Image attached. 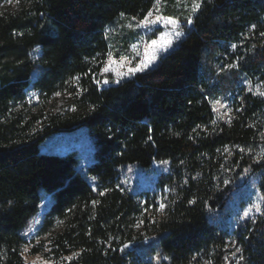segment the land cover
<instances>
[{
  "label": "trees",
  "instance_id": "trees-1",
  "mask_svg": "<svg viewBox=\"0 0 264 264\" xmlns=\"http://www.w3.org/2000/svg\"><path fill=\"white\" fill-rule=\"evenodd\" d=\"M11 1L15 8L0 11V264H29L24 228L47 196L38 231H53L50 253L58 264L151 263L145 257L153 244L126 250L135 203L113 186L124 168L147 170L156 161L169 163L167 183L175 190L153 235L166 264L202 257L225 263L230 211L241 205L239 185L251 176L263 203L256 220L244 222L252 231L243 247L250 264H264V127L257 120L264 99L237 94L230 122L212 107L216 96L238 92L241 74L254 80L264 72L257 38L246 41L239 67L220 80L214 66L252 25L264 32V0H204L156 66L108 87L97 83L109 52L106 28L143 19L156 0ZM56 93L66 96L58 111L49 109ZM82 128L93 140L87 175L98 190L73 153L41 152L50 136Z\"/></svg>",
  "mask_w": 264,
  "mask_h": 264
},
{
  "label": "rangeland",
  "instance_id": "rangeland-1",
  "mask_svg": "<svg viewBox=\"0 0 264 264\" xmlns=\"http://www.w3.org/2000/svg\"><path fill=\"white\" fill-rule=\"evenodd\" d=\"M192 3L193 0H160L158 12L156 7H152L153 9L151 11L153 12V15L150 19H155L158 14L164 17L176 18L179 20L184 34L179 38H174L173 36L168 35L166 38L172 40V43L170 45H165L167 48L166 51H160L157 49L156 59L149 69L156 66L159 58L167 54L175 44L179 43L185 36L187 28L191 27V25L186 24L185 18L191 14ZM15 6L16 3L14 1H4L0 4V11L13 9ZM143 19L121 18L106 28L109 52L102 69L108 67L110 71L108 73L101 71L99 86L108 87L112 84L116 85L124 80L133 78L136 74L140 73L138 72L127 76L123 75V73L127 72L128 67H135L140 60L147 59L152 55V40H158L161 33L171 32L170 27L165 28L163 25H156L148 28L141 27L139 21ZM250 28H248V30ZM254 38L264 42V37H261L260 33H257V29H252L243 36L242 41L239 43L227 44V50H223L224 52L219 56L216 55L217 58L214 66L218 69L217 78H219V80L225 72L236 69H227L226 65L239 61L241 58L240 54H243L246 50V41L253 40ZM233 44L237 45L236 49L231 47ZM109 54H111V56ZM221 68H224L225 70L221 72ZM105 79L108 80V83L106 84L104 83ZM239 80L241 81L240 87L236 94H220L212 100V107L217 118L226 121L229 120V118H232L239 100L237 94L252 93L264 99V96L259 95L260 92H264V72L259 74L254 80H250L246 75L241 74ZM249 89H251V91H249ZM59 94L60 95H56L53 100H50L49 109L58 111L66 106V96L62 93ZM29 95L33 96L34 93H30ZM32 98L33 99L31 100H34V96ZM217 99L221 101V104H226L227 107H222L221 105H215L214 107L213 102ZM35 101L36 100L31 102ZM229 108L231 109V112L228 111ZM257 120H261V125L264 127V117L258 118ZM93 149V140L84 128L73 132L54 134L47 138L41 145V152L44 153H56L60 155L73 153L77 158V170L86 176L93 189L98 190L97 180L87 175V167L94 160ZM169 171L170 166L166 161H156L147 170L139 169L135 166H128L118 173L119 175L113 186L116 190L120 191L121 194L130 195L135 203L136 211H134L129 222L126 224L129 233L128 237H130L125 246L127 248L126 250L153 244V248L151 249L154 254L145 257V261L151 262L149 264H166V259L160 256L154 247L156 242L153 235L156 230L155 222L165 215V209L168 208L172 197L175 195V190L172 188V185L167 183L169 175L171 174ZM161 177L163 180H161ZM255 180L256 178L251 176L245 181V183H240L239 190L242 191L241 194L243 195L241 205L234 207V209L230 211L232 213V218L228 220L230 234L228 237L227 234L225 236L222 252L226 264H236V261L241 255L244 257V260L240 261V264H250L248 259L245 258L243 238H247V235L252 231V228L249 231L244 222L246 219L256 220L255 218H257L261 210L257 212L255 208H253L248 217L244 216V212L257 203V201L260 202V208H262L261 206L263 203L259 192L256 191ZM226 181L227 179L223 182L224 184L220 189L222 193H227ZM103 192L106 191L103 190ZM49 201L50 199L48 196L44 198L43 202H41L42 204L39 212L30 219L26 228H24V235L29 244L24 248L22 255L25 261L29 264H58L59 262V260H56L50 253L49 239L53 231L45 234H40L38 231V227H40L42 222V215H44L49 205ZM161 203L166 205L162 210L159 207ZM138 222L141 223H139V227H136L135 225ZM240 226H242V228L239 230ZM56 230L58 229L55 228V231ZM236 247H240L242 251L237 253L236 256H233L232 253L235 251ZM32 248H39L40 252L32 254ZM212 262L213 260H208L207 258L202 257L200 262L196 264H212Z\"/></svg>",
  "mask_w": 264,
  "mask_h": 264
},
{
  "label": "snow or ice",
  "instance_id": "snow-or-ice-1",
  "mask_svg": "<svg viewBox=\"0 0 264 264\" xmlns=\"http://www.w3.org/2000/svg\"><path fill=\"white\" fill-rule=\"evenodd\" d=\"M9 2H11V0H9ZM17 3H19V0H16ZM204 0H193V3L191 4V14H189L186 18V24L187 25H192L193 24V15L197 13L200 9L201 6L203 4ZM159 3L160 0H156V5L154 7H156L157 12L159 11ZM153 12L149 11L147 13V15L144 17L143 20L139 21V25L141 27L144 28H148V27H153L156 25H163L165 28H171V32L170 33H161L160 38L158 40H152L151 41V47H152V55L150 57H148L147 59H142L139 61V63L135 66V67H128L127 72L123 73V75L127 76V75H133L135 73L138 72H144L146 70L149 69V67L153 64L154 60L156 59V51L157 49L160 51H166L167 48L165 47V45H170L172 43V40H168L166 37L168 35L173 36L174 38H179L180 36H182L183 33V28L179 22L178 19L176 18H172V17H164L162 15H156L155 19H150V17H152ZM135 19V18H133ZM256 25H252L251 28L249 29L250 31L252 29H255ZM261 37H264V32L260 33ZM233 49H236L237 45L233 44L231 46ZM111 56V54H109ZM239 67V61H237L236 63H230L228 65H226L227 69H232V68H238ZM225 69L221 68L220 71L223 72ZM102 71L104 73H108L110 71V69L108 67H104L102 69ZM76 79H79V77H77ZM119 82V81H117ZM97 83H99V81H97ZM104 83H108V80L105 79ZM249 91H251V89H249ZM56 95H60L59 93H56ZM259 95L264 96V92H260ZM215 105H221L222 107H227L226 104H221V101L219 99L215 100L213 102V106L215 107ZM241 109H237V111H240ZM229 112H231V109H228ZM231 118H229V122H230ZM213 124H215L216 122L213 121ZM262 138H264V134H262ZM149 139H151V136H149ZM242 152L245 151V149L241 148L240 149ZM248 151H252L251 149H248ZM93 179H95L93 177ZM119 187V186H118ZM107 191V190H105ZM101 195H103V193H101ZM194 202V201H193ZM11 203V202H10ZM93 204L96 203V201L92 202ZM160 209H164L166 207V205L164 203L160 204ZM253 208H255V210L257 212H259L261 210L260 208V202L257 201V203H255L254 205H252V207L248 208L245 212H244V216L248 217L249 214L252 212ZM139 223L138 222L135 226L139 227ZM242 249L240 247H236L235 251L232 253L233 256H236L237 253L241 252ZM79 253H74L73 256H78ZM73 256H69L66 259H68L69 261H71L73 259ZM158 258V257H157ZM244 257L241 255L239 257V259L236 261V264H240V261H243Z\"/></svg>",
  "mask_w": 264,
  "mask_h": 264
}]
</instances>
